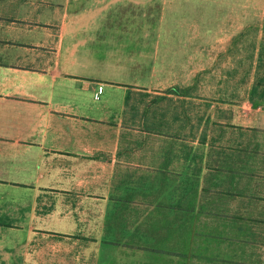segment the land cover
I'll use <instances>...</instances> for the list:
<instances>
[{
    "label": "crops",
    "instance_id": "crops-1",
    "mask_svg": "<svg viewBox=\"0 0 264 264\" xmlns=\"http://www.w3.org/2000/svg\"><path fill=\"white\" fill-rule=\"evenodd\" d=\"M176 1L0 0V264H181L200 208L264 222V0Z\"/></svg>",
    "mask_w": 264,
    "mask_h": 264
},
{
    "label": "trees",
    "instance_id": "trees-1",
    "mask_svg": "<svg viewBox=\"0 0 264 264\" xmlns=\"http://www.w3.org/2000/svg\"><path fill=\"white\" fill-rule=\"evenodd\" d=\"M240 153L237 164L239 174L243 170L248 172L253 156V153L244 155L245 150H240ZM219 193L221 196L230 195L227 190ZM201 211L203 216L199 218L197 215L195 223L190 221L189 224L194 225L192 229L189 227L188 240L193 243L188 251L190 264H241L246 260L249 247L262 245L263 221L243 218L240 211L231 216L210 214L213 211L207 214L204 208H200L198 214ZM184 255L187 254L184 252Z\"/></svg>",
    "mask_w": 264,
    "mask_h": 264
},
{
    "label": "rangeland",
    "instance_id": "rangeland-1",
    "mask_svg": "<svg viewBox=\"0 0 264 264\" xmlns=\"http://www.w3.org/2000/svg\"><path fill=\"white\" fill-rule=\"evenodd\" d=\"M185 6L186 5L183 4V1L182 0H179V1H176L175 2V7L174 8H183ZM171 14L172 13L170 11V8H168L166 10V12H165L163 29L166 30L168 28L171 31H173V33H175L177 31H179V29H180L179 26L180 25H179V23L177 21L170 20V18H172L171 17ZM189 19H190V16L187 18L186 26L182 25L184 27V28H181L182 29V33L186 32L187 34H189L191 32L190 20ZM163 40H162V44H163ZM162 44H161V46H162ZM178 62L180 63V61H178ZM179 63H178V65H179ZM180 68L181 67L179 66L178 69H180ZM232 207H233V205H232ZM238 207H240V206H238ZM239 210H240V212H244L241 209H239ZM231 211H233V210H231ZM255 216L258 217L259 220H262V218L260 216H258V215H255ZM263 219H264V217H263ZM192 222L195 223V219L192 218ZM193 226L194 225L191 224V226H189V227L192 229ZM255 229H257V228H255ZM175 241L177 242V243L175 242L176 244H179L180 245V243H179V242H181L180 237H178L177 239H175ZM184 243H185V241H184ZM261 243H262V245H258L256 247H249L248 248L246 260H245V262H242L241 264H264V236H262ZM191 244H193V243H191L190 240H188V243L186 242V244H184V246H183L184 251H186V250L189 251ZM179 255H181V254L180 253H178V254L174 253L173 254V256H179ZM179 258H180L179 260H180L181 264H190V260L188 262L187 257L180 256ZM172 262H174V264H177L178 263L176 261H172Z\"/></svg>",
    "mask_w": 264,
    "mask_h": 264
}]
</instances>
